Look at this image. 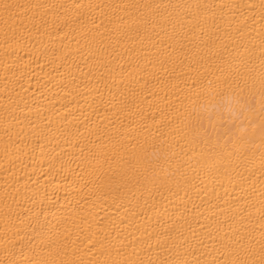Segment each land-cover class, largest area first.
<instances>
[{
	"label": "bare ground",
	"instance_id": "1",
	"mask_svg": "<svg viewBox=\"0 0 264 264\" xmlns=\"http://www.w3.org/2000/svg\"><path fill=\"white\" fill-rule=\"evenodd\" d=\"M0 264H264V0H0Z\"/></svg>",
	"mask_w": 264,
	"mask_h": 264
}]
</instances>
